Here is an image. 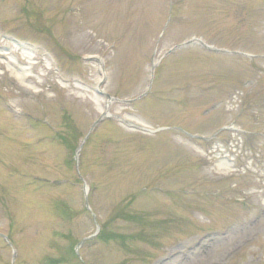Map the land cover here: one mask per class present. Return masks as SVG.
Here are the masks:
<instances>
[{
	"label": "rangeland",
	"instance_id": "1",
	"mask_svg": "<svg viewBox=\"0 0 264 264\" xmlns=\"http://www.w3.org/2000/svg\"><path fill=\"white\" fill-rule=\"evenodd\" d=\"M2 51L0 264H264V0H0Z\"/></svg>",
	"mask_w": 264,
	"mask_h": 264
},
{
	"label": "bare ground",
	"instance_id": "2",
	"mask_svg": "<svg viewBox=\"0 0 264 264\" xmlns=\"http://www.w3.org/2000/svg\"><path fill=\"white\" fill-rule=\"evenodd\" d=\"M7 54H10V53H7V52L3 53V51L0 52L1 57L4 58V59H7V56H6ZM9 73H10V75H12L18 81V83H20L21 85H23L25 87H29L27 85V83H26V79L29 77V74L27 73V71L24 68H20V69L11 68ZM103 114L106 115V112L103 111ZM214 149H216V146H215ZM216 151H222V149H219V150L217 149ZM219 153L220 152L216 153V156H218V159L215 161V164H214L215 168L217 170L228 168L229 165H230L228 163L229 159L227 157H225V156H221ZM222 243L218 242V244H220V246H219L220 248L225 246V244H222Z\"/></svg>",
	"mask_w": 264,
	"mask_h": 264
},
{
	"label": "trees",
	"instance_id": "3",
	"mask_svg": "<svg viewBox=\"0 0 264 264\" xmlns=\"http://www.w3.org/2000/svg\"><path fill=\"white\" fill-rule=\"evenodd\" d=\"M67 118V117H66ZM68 127V126H67ZM62 138H64L65 139V137L63 136ZM59 139L61 140V137H59ZM72 147H74V146H72ZM121 211V210H120ZM129 216H131L130 214H128ZM126 219H130V218H126ZM77 243V241L74 243V244H76ZM71 250H72V248H71ZM71 254H73V250H72V253Z\"/></svg>",
	"mask_w": 264,
	"mask_h": 264
},
{
	"label": "water",
	"instance_id": "4",
	"mask_svg": "<svg viewBox=\"0 0 264 264\" xmlns=\"http://www.w3.org/2000/svg\"><path fill=\"white\" fill-rule=\"evenodd\" d=\"M85 239H87V238H84L83 240H81V241L77 244V247H78L79 245H81V243H83Z\"/></svg>",
	"mask_w": 264,
	"mask_h": 264
}]
</instances>
